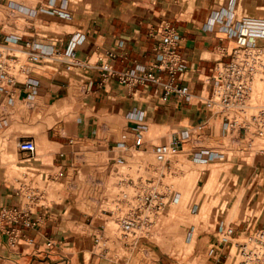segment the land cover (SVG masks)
<instances>
[{
  "label": "crops",
  "instance_id": "obj_1",
  "mask_svg": "<svg viewBox=\"0 0 264 264\" xmlns=\"http://www.w3.org/2000/svg\"><path fill=\"white\" fill-rule=\"evenodd\" d=\"M1 6L25 9L20 12L27 19L22 28L11 29L0 17L2 36L16 38L23 49L33 41L44 56L32 67L40 83L36 100L44 101L54 114L38 121L44 135L10 138L16 141V147L8 150L14 159L0 162V208H29L28 216L34 222L31 227L13 223L0 228V264H106L96 250V240L100 235L106 238L108 230L104 225L94 226L95 218L82 210L74 211L78 201L67 194L57 199L47 193L43 205H29L23 188L37 184L45 174L52 181L64 178L69 161L61 152L71 148L73 138H102L104 144L113 146L120 141L116 138L119 128L129 145L141 133V150L150 153L201 123H205L206 134L225 136L223 118L213 116L204 103L214 88L217 67L232 59L241 17H237L234 0H0ZM167 26L175 27L180 36L183 62L176 83L186 88L189 98L177 93L165 97L163 85L128 87L115 78L103 80L99 67L105 62L118 71L155 63L154 48ZM70 48L86 65L59 59L58 52ZM77 88L82 90L79 99ZM4 97L0 93V100ZM17 108L15 101L7 121H0V137L15 123L27 121ZM102 129L113 132L101 136ZM22 137H31L47 148L28 157L17 146ZM188 156L193 164L209 163L195 160L192 153ZM175 160L167 164L170 171ZM230 163L223 183H212L214 191L202 194L222 210V215L209 218L210 225L198 235L209 258L213 251L227 250L220 242V223L234 227L237 237L264 228V155L234 157ZM223 187L228 190L223 192ZM89 219V224L82 222ZM104 250L111 251L110 247Z\"/></svg>",
  "mask_w": 264,
  "mask_h": 264
},
{
  "label": "built area",
  "instance_id": "obj_2",
  "mask_svg": "<svg viewBox=\"0 0 264 264\" xmlns=\"http://www.w3.org/2000/svg\"><path fill=\"white\" fill-rule=\"evenodd\" d=\"M10 10L12 13L25 11L23 7L14 6ZM27 12L32 14V11ZM2 34L0 27V93L5 94L0 100V121L6 122L13 102L34 107L40 83L34 77L32 67L41 62L44 56L36 50L33 41H28L23 49L18 47L16 38ZM160 36L154 48L155 63L148 68L135 67L118 71L105 62L99 67L103 80L115 78L128 87L148 83L163 85L165 97L177 93L189 98L190 93L186 88L176 83L177 73L183 62L179 50L180 36L173 26L165 27ZM235 36L236 46L232 59L217 67L214 88L205 98L204 105L212 111L213 116L223 118L224 137L231 136L232 143L239 146L238 151L243 155H264V104L253 103L250 96L257 77L264 71V16H242ZM58 54L61 56L60 60L86 65L76 57L74 48ZM165 75L168 79H165ZM210 137L205 132V123L186 130L181 136L156 148V163L166 168L173 158L186 150L187 145L192 147L191 153L197 161L232 159L229 155V152L234 151L231 143L223 149H217L210 145ZM101 139L73 138L70 139L71 148L61 152V156L69 161L67 173L63 174L66 194L79 203L95 208L100 212V218L113 217L118 221L119 229L127 241L130 237L138 240L140 236L152 231L157 218L166 209L174 193L173 189L161 180L166 176L164 171L159 178H154L152 172L157 167L142 159L136 161L134 173H121L117 165L119 157L112 154L116 149L142 151L141 133L132 145L121 139L115 145L107 146ZM17 146L28 157H34L38 152L37 143L31 137L20 138ZM161 184H164V190L159 189ZM23 191L29 205L44 204L46 191L38 185L23 188ZM178 197L176 193L174 199L177 200ZM29 212V208L19 206L1 207L0 228L13 223L33 226ZM82 212L91 219L96 218L93 213ZM12 233L13 237L17 236ZM218 233L220 242L227 245V250L225 253L213 251L212 258L216 263L264 264V228L240 240L235 236L234 227H224L220 223Z\"/></svg>",
  "mask_w": 264,
  "mask_h": 264
},
{
  "label": "rangeland",
  "instance_id": "obj_3",
  "mask_svg": "<svg viewBox=\"0 0 264 264\" xmlns=\"http://www.w3.org/2000/svg\"><path fill=\"white\" fill-rule=\"evenodd\" d=\"M234 3L237 8L238 18L244 15L264 16V0H234ZM0 17L11 29L12 27L22 28L27 23V19L22 13H12L10 8L4 6L0 7ZM261 77L264 78V71L257 77L250 95L251 101L255 104H264V86H257V80ZM81 96L82 90L77 88L76 98L79 99ZM17 110L20 114L26 115L27 121L15 123L8 130L9 132L5 137H0V162L2 163L14 159L8 153V150L16 147V141L12 140L10 142V138H14L18 134L26 136L44 135V126L40 125L38 121L50 119V116L54 114L49 105L41 99H37L32 108L18 103ZM112 132L102 129L100 135H109ZM116 133L119 135L116 138L121 140V129L118 128ZM12 134L13 136H11ZM209 139L210 145L215 146L217 149H223L225 145L228 146L231 143L234 151L229 152V155H231L232 159L234 158L232 154H238L240 159L243 158L242 152L238 151L239 146H235L232 143L231 136L211 135ZM37 147L41 153L46 146H42L37 141ZM191 152L192 147L187 145L186 150L176 156L175 166L172 168V171L167 167H160L156 163L154 152H134L128 149H116V152H113V156L119 157L117 165L121 173H134L136 161L142 159L157 167L152 172L154 178H159L160 173L163 171L166 173L165 178L161 180L165 185L173 189L174 193H172L164 212L157 218L152 231L147 235L140 236L138 240L137 238L130 237L131 239L127 241L128 239L124 238L119 229L118 221L113 217L100 218V212L95 210V208L81 202L78 208L73 209L76 212L82 210L88 214L93 213L96 216L93 225H104L108 230L106 238H102L100 235V237H97L99 241L96 240V244L98 245L96 250L104 255L106 264H223V262L216 263L212 258L208 257L205 246L202 245V241L198 235L199 232L210 225V217L216 218V216L222 215V210L219 209L220 206L217 207L214 201H211L206 196L214 191V187L210 186L212 183L216 182L217 185H220L223 183L226 175H229L228 172L232 159L215 160L198 165L191 162L188 156ZM225 161H229V163H224ZM32 175L29 174L30 178H32ZM64 181L65 177L52 181L45 174L38 177V183L35 185L46 191V196L48 193V196L52 198L61 199L66 194ZM164 184H161L159 189L164 190ZM221 190L226 192L228 189L223 187ZM176 193L182 195V197L180 196V201L179 197L177 200L174 199ZM203 193L207 195L205 196L204 194L202 197ZM82 214L84 213L82 212ZM89 218L91 219L90 216ZM90 219L82 222L89 224L92 222ZM79 225L80 223L73 222L74 227H78ZM90 228L92 227L90 226ZM245 237L237 238L243 240ZM105 247H110L111 251L106 253Z\"/></svg>",
  "mask_w": 264,
  "mask_h": 264
},
{
  "label": "bare ground",
  "instance_id": "obj_4",
  "mask_svg": "<svg viewBox=\"0 0 264 264\" xmlns=\"http://www.w3.org/2000/svg\"><path fill=\"white\" fill-rule=\"evenodd\" d=\"M260 16V15H259ZM263 77H261V78H258V80H257V86L258 87H263L264 86V81H263Z\"/></svg>",
  "mask_w": 264,
  "mask_h": 264
}]
</instances>
